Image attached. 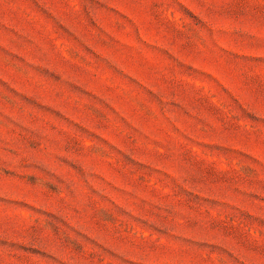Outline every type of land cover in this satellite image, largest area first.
Wrapping results in <instances>:
<instances>
[{
  "label": "rangeland",
  "instance_id": "1",
  "mask_svg": "<svg viewBox=\"0 0 264 264\" xmlns=\"http://www.w3.org/2000/svg\"><path fill=\"white\" fill-rule=\"evenodd\" d=\"M0 264H264V0H0Z\"/></svg>",
  "mask_w": 264,
  "mask_h": 264
}]
</instances>
